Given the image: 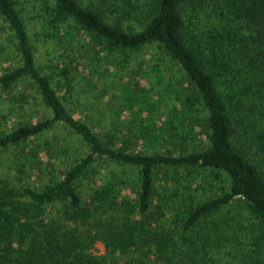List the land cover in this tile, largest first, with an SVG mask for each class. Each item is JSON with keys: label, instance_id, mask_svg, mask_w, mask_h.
<instances>
[{"label": "trees", "instance_id": "1", "mask_svg": "<svg viewBox=\"0 0 264 264\" xmlns=\"http://www.w3.org/2000/svg\"><path fill=\"white\" fill-rule=\"evenodd\" d=\"M0 160V264H264V0H0Z\"/></svg>", "mask_w": 264, "mask_h": 264}, {"label": "rangeland", "instance_id": "2", "mask_svg": "<svg viewBox=\"0 0 264 264\" xmlns=\"http://www.w3.org/2000/svg\"><path fill=\"white\" fill-rule=\"evenodd\" d=\"M29 7V6H28ZM150 65V64H149ZM148 64H144V65H140V66H149ZM134 64H132L131 66H129L128 68H126V69H124V68H120V72H122V71H127V70H129V69H131V68H134ZM150 67V66H149ZM1 161V163H0V169L1 168H3L4 167V161H2V160H0ZM9 161V167H10V170H11V172H12V170L14 171V170H16V168H17V162L13 165L14 167H13V169H12V164H11V162H10V160H8ZM0 172L1 173H5L6 172V170L5 169H2V170H0ZM242 201H240L239 203H241ZM239 211L240 212H242V213H245V210H244V207H243V204H241V206L239 207ZM227 210H224L223 212H222V215H217L216 217H217V219H223V218H225V217H227L228 215H229V213H227ZM93 251L95 252V253H104L105 252V247H104V245L101 243V242H97L96 243V245H95V247H94V249H93Z\"/></svg>", "mask_w": 264, "mask_h": 264}]
</instances>
